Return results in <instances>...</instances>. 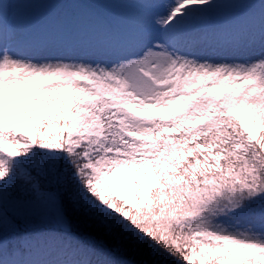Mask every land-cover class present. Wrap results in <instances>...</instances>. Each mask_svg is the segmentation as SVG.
Instances as JSON below:
<instances>
[{"label": "snow or ice", "instance_id": "1", "mask_svg": "<svg viewBox=\"0 0 264 264\" xmlns=\"http://www.w3.org/2000/svg\"><path fill=\"white\" fill-rule=\"evenodd\" d=\"M54 2L0 3V264H264V0Z\"/></svg>", "mask_w": 264, "mask_h": 264}, {"label": "rangeland", "instance_id": "2", "mask_svg": "<svg viewBox=\"0 0 264 264\" xmlns=\"http://www.w3.org/2000/svg\"><path fill=\"white\" fill-rule=\"evenodd\" d=\"M64 5L61 8L59 2L46 3L38 6H48L49 11L44 15H34L31 17L34 23L44 22L48 17H57L65 24L71 26L74 23L86 24L90 22L93 17H102L113 19L118 17L124 11L132 8L130 4L114 2V0H63ZM4 3V0H0ZM14 4H4L6 10L11 11ZM60 14V15H59ZM46 131H54V129H47Z\"/></svg>", "mask_w": 264, "mask_h": 264}, {"label": "trees", "instance_id": "3", "mask_svg": "<svg viewBox=\"0 0 264 264\" xmlns=\"http://www.w3.org/2000/svg\"><path fill=\"white\" fill-rule=\"evenodd\" d=\"M45 9V8H44Z\"/></svg>", "mask_w": 264, "mask_h": 264}]
</instances>
